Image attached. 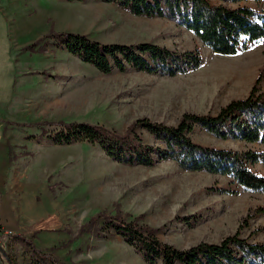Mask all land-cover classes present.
Listing matches in <instances>:
<instances>
[{"label":"rangeland","instance_id":"1","mask_svg":"<svg viewBox=\"0 0 264 264\" xmlns=\"http://www.w3.org/2000/svg\"><path fill=\"white\" fill-rule=\"evenodd\" d=\"M241 5L258 7L253 1ZM54 31L106 44L198 49L204 65L177 76L133 69L105 75L57 48L47 38ZM254 89L264 94V42L225 57L170 19L137 17L116 5L0 0V255L10 264H34L29 248L15 238L23 234L63 264H148L115 232L92 235L89 222L104 212L144 215V223L160 229L161 242L181 250L218 244L238 232L264 243V194L245 191L227 176L186 171L174 161L130 167L99 146H55L42 137L47 127H30L78 122L123 135L142 118L176 127L185 114L216 117ZM139 131L146 144H159ZM191 138L218 150L264 149L199 126ZM251 170L264 176V163ZM0 264L8 262L0 258Z\"/></svg>","mask_w":264,"mask_h":264},{"label":"trees","instance_id":"2","mask_svg":"<svg viewBox=\"0 0 264 264\" xmlns=\"http://www.w3.org/2000/svg\"><path fill=\"white\" fill-rule=\"evenodd\" d=\"M65 1L82 3L87 0ZM95 1L116 5L137 17L170 19L220 56L234 57L252 45L264 42V0ZM249 1L258 7L241 5ZM235 5L237 7H233ZM47 36L50 41L55 40L57 48L105 75L133 69L154 75L177 76L204 65L198 49L179 53L151 43L106 44L86 35L58 34L55 31ZM260 80L258 78V82ZM197 126L224 140L232 138L264 147V94L257 95L254 89L246 99L231 102L216 117L185 114L176 127L153 123L146 118L138 119L123 135L100 124L44 122L30 125L39 129L47 127L43 133L45 137H42L55 146H99L113 161L130 167H153L160 162L174 161L186 171L227 176L245 191L264 194V176L251 170L252 166L264 163V149L239 153L201 146L191 138ZM53 128L55 130H51ZM140 129L147 131L159 144H146ZM212 190L225 194L234 192L220 187ZM89 227L88 230L98 239L115 232L148 264H264V243H251L239 232L218 244L202 242L181 250L161 242L157 237L160 229L144 223V215L136 217L122 212H104L94 217ZM15 238L29 248L34 264H63L52 253L39 249L35 240L23 234ZM0 258L10 264L7 255H0Z\"/></svg>","mask_w":264,"mask_h":264},{"label":"crops","instance_id":"3","mask_svg":"<svg viewBox=\"0 0 264 264\" xmlns=\"http://www.w3.org/2000/svg\"><path fill=\"white\" fill-rule=\"evenodd\" d=\"M39 75H42L41 73Z\"/></svg>","mask_w":264,"mask_h":264}]
</instances>
